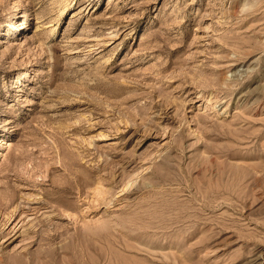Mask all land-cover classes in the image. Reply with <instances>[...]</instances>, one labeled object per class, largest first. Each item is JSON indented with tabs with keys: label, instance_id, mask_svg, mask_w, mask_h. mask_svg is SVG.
<instances>
[{
	"label": "rangeland",
	"instance_id": "1",
	"mask_svg": "<svg viewBox=\"0 0 264 264\" xmlns=\"http://www.w3.org/2000/svg\"><path fill=\"white\" fill-rule=\"evenodd\" d=\"M0 264H264V0H0Z\"/></svg>",
	"mask_w": 264,
	"mask_h": 264
},
{
	"label": "bare ground",
	"instance_id": "2",
	"mask_svg": "<svg viewBox=\"0 0 264 264\" xmlns=\"http://www.w3.org/2000/svg\"><path fill=\"white\" fill-rule=\"evenodd\" d=\"M26 73V72H25Z\"/></svg>",
	"mask_w": 264,
	"mask_h": 264
}]
</instances>
